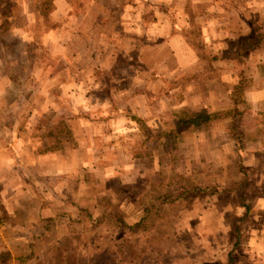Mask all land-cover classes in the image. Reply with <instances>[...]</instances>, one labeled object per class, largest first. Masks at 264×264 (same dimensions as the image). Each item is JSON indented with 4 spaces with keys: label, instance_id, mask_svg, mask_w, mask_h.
Masks as SVG:
<instances>
[{
    "label": "rangeland",
    "instance_id": "obj_1",
    "mask_svg": "<svg viewBox=\"0 0 264 264\" xmlns=\"http://www.w3.org/2000/svg\"><path fill=\"white\" fill-rule=\"evenodd\" d=\"M259 29L264 0H0V251L13 255L0 264H227L240 217L239 247L255 259L236 264H264V99L250 96L264 89V49L245 53L243 148L229 119L176 129L223 97L233 107L236 69L220 58ZM177 34L193 49L183 68ZM201 54L218 55L223 70L206 75L220 84L191 79ZM156 173L221 184L246 173L249 209L238 193L207 195L129 227L153 202Z\"/></svg>",
    "mask_w": 264,
    "mask_h": 264
},
{
    "label": "trees",
    "instance_id": "obj_2",
    "mask_svg": "<svg viewBox=\"0 0 264 264\" xmlns=\"http://www.w3.org/2000/svg\"><path fill=\"white\" fill-rule=\"evenodd\" d=\"M38 7L39 8L37 9V12H39V14L44 16L47 15V12H45L43 8H41L39 5ZM258 49H264V29L255 30L254 32L246 34L242 38H231L222 58L233 61L236 69L237 81L230 89L233 107L228 110L215 112H190L189 114L177 118L176 129L189 127L192 128V130H204L210 128L214 123L218 121L229 119L227 127L229 137L235 141L238 149L243 148L247 136V126L245 123V116L247 113L245 94L246 90L250 86L249 78L245 71V53ZM200 58L201 60H204L206 62L207 57L204 54H201ZM211 59L212 60L210 61V63L206 62L204 71L201 74H194L191 79L196 80L197 82H201L199 76L202 74V77H212L206 74L211 73L212 75L214 74V71L217 70V66L213 64V61H216L218 59V55H213ZM135 119H137L139 123H143V121L138 120V118ZM143 127L146 126L143 125ZM175 131L176 130H169L167 132L158 133V136H160V138L164 137V139H168ZM148 133L152 134L149 129ZM156 174L160 175V173ZM243 175V178L239 180H231L227 184H221L218 182L184 183L175 178H171L168 182H164L163 176H157L158 178L156 183L160 184L159 180L162 178V187L157 188L155 183L156 177L152 179L151 188L155 192L153 202L149 206H146L144 208V216H142V218L137 223H135L134 225L132 224L129 227L142 226V224H144L146 220V217H148L151 213H154L156 215L159 214V212L166 205H172L177 201L186 200L189 198H203L207 195H222L224 197H227L232 194L238 193L240 205L244 207L246 211H248L249 204L246 198L252 193L253 185L246 181V177H248L246 173H244ZM243 219V217H240L233 223V233L237 238V241L228 253L229 260L227 264H236L238 259L236 255L241 256L240 260L246 255H248L247 257H249V259H255L253 253L246 249L243 250V246L239 247L242 234L240 227L238 226V221ZM12 258L13 255L10 250L0 251V263L1 261L11 260Z\"/></svg>",
    "mask_w": 264,
    "mask_h": 264
},
{
    "label": "crops",
    "instance_id": "obj_3",
    "mask_svg": "<svg viewBox=\"0 0 264 264\" xmlns=\"http://www.w3.org/2000/svg\"><path fill=\"white\" fill-rule=\"evenodd\" d=\"M221 32H222V30H221ZM173 38H174L173 39V42L176 44L174 46V55L179 59L180 66H181V68H183V67H185L187 65L186 64L187 58H188V56H191L192 55L191 53H193V49L187 43V41L185 40V38L183 37V35L177 34ZM220 59H223L222 56H221ZM224 60L230 61L229 59H224ZM231 62H233V61H231ZM214 65L217 66V69L218 70H220V69L223 70V66L220 63H218V61ZM219 80H220L219 79V76L217 74H215L212 77L208 78V80L204 81L205 83L202 82V84L203 83L204 84H206V83H215V82H217V83L220 84ZM195 83L199 84L197 81H195ZM222 84H223V82H222ZM207 94L210 96V95H212V92L211 91H207ZM250 96H251L252 101H254V104H256V103L257 104H262L263 103V100L262 99H264V89H262L261 91H259V96H258V93H257V96L255 94H252V93H251ZM225 98H226L227 101H229L228 100V98H229L228 96L225 97ZM230 98H231V96H230ZM225 104L226 103H224V97H223L219 101L214 102L211 105L209 103L206 104L205 107H207L206 109H208L209 112H215V111H221V110H223L224 109L223 106ZM12 165L17 166L16 164H12ZM0 166L2 167L3 165L0 164ZM3 175H5V173H3ZM0 179H1V177H0ZM10 180H12V179H10ZM8 182H9V180H8ZM14 232H15V230H14ZM7 248L9 249V247H7ZM4 250H7V249H4Z\"/></svg>",
    "mask_w": 264,
    "mask_h": 264
}]
</instances>
